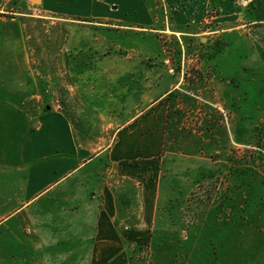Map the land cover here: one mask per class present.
<instances>
[{
  "label": "rangeland",
  "instance_id": "1",
  "mask_svg": "<svg viewBox=\"0 0 264 264\" xmlns=\"http://www.w3.org/2000/svg\"><path fill=\"white\" fill-rule=\"evenodd\" d=\"M144 1L153 22L141 27L44 13L25 0L6 13H24L43 111L63 112L85 136L97 139L96 150L110 148L117 129L121 136L134 130L132 144L121 143L117 152L147 162L142 177L153 175L150 163L159 172L167 167L166 152L169 161L178 155L190 160L191 169L198 161L199 169L187 172L186 193L173 192L166 204L167 220L175 226L168 222L132 250L130 264H264L259 56L238 29L226 30L227 7L217 9L213 0H204V17L190 34L175 31L174 8ZM241 2L235 3L236 26L243 23ZM177 187L170 185L172 191ZM135 192L136 182L124 180L121 198L132 204ZM180 226L190 228L187 238ZM23 229L33 234L32 227Z\"/></svg>",
  "mask_w": 264,
  "mask_h": 264
},
{
  "label": "crops",
  "instance_id": "2",
  "mask_svg": "<svg viewBox=\"0 0 264 264\" xmlns=\"http://www.w3.org/2000/svg\"><path fill=\"white\" fill-rule=\"evenodd\" d=\"M160 1L175 9L171 20L182 34L193 33L204 17V0ZM213 1L217 9L227 7L226 16L217 15L227 17L226 30L238 29L259 56L264 97V0H242L243 23L238 26L237 0ZM18 2L0 0V264H130L132 250L148 244L151 234L168 222L174 225L167 220L166 204L173 192L180 197L186 193L187 172L198 170V161L193 159L197 168L191 169L190 160L184 162L178 155L170 163L166 152L167 167L159 172L158 165L150 163L153 175L142 177L147 162L125 159L117 152L121 143L132 144L128 141L134 130L121 136L117 129L114 144L96 150L97 139L85 136L63 112L53 107L43 111L39 79L31 70L24 13H6L18 8ZM25 2L44 13L79 21L139 27L153 22L144 0ZM155 121L147 128L153 129ZM127 179L136 182L132 204L121 198ZM172 183H178L175 191ZM24 226L32 227L33 234L27 235ZM185 230L191 232L181 228L183 238L188 237Z\"/></svg>",
  "mask_w": 264,
  "mask_h": 264
}]
</instances>
